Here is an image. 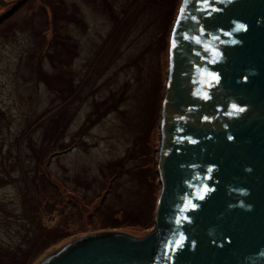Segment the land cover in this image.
Returning <instances> with one entry per match:
<instances>
[{
	"label": "rangeland",
	"instance_id": "rangeland-1",
	"mask_svg": "<svg viewBox=\"0 0 264 264\" xmlns=\"http://www.w3.org/2000/svg\"><path fill=\"white\" fill-rule=\"evenodd\" d=\"M6 1L20 5L0 24V264H38L111 226L149 232L181 0Z\"/></svg>",
	"mask_w": 264,
	"mask_h": 264
},
{
	"label": "water",
	"instance_id": "water-1",
	"mask_svg": "<svg viewBox=\"0 0 264 264\" xmlns=\"http://www.w3.org/2000/svg\"><path fill=\"white\" fill-rule=\"evenodd\" d=\"M159 124L152 229L38 264H264V0H181Z\"/></svg>",
	"mask_w": 264,
	"mask_h": 264
},
{
	"label": "trees",
	"instance_id": "trees-1",
	"mask_svg": "<svg viewBox=\"0 0 264 264\" xmlns=\"http://www.w3.org/2000/svg\"><path fill=\"white\" fill-rule=\"evenodd\" d=\"M152 1V0H151ZM174 0H172V2H173ZM19 5H20V3H17V5H14V6H12L11 8H9L5 13H4V15L2 16V18L0 19V24L2 23V24H5L9 19V17L11 16V15H13L15 12H17L18 10H19ZM39 8V7H38ZM108 8H109V6H108ZM56 9V7L55 8H51V9H49V13H50V15H48V17H49V20H50V23L52 24V23H54L55 22V20H56V18L54 17V13H53V11ZM171 21V20H170ZM170 21H169V23H170ZM48 57V56H47ZM49 58V57H48ZM49 60H50V58H49ZM43 77V76H42ZM43 80H44V83H45V85H46V87H48V89L50 90V91H53L54 93L56 92L55 91V89L56 88H60V86H53L54 85V82H52L51 80L52 79H49V78H47V77H44L43 78ZM60 90V89H59ZM58 91V90H57ZM57 93V92H56ZM116 101V100H115ZM114 101V102H115ZM111 111V110H110ZM106 112V111H105ZM100 113V111L98 110V108L95 106L94 107V109L92 110V113L90 114V116H88L87 117V119H86V122H85V124L87 125V126H89V127H91L92 125H93V123L94 122H96V121H98L99 119H101V116L100 115H98ZM91 116L93 117V116H95L93 119L91 118ZM51 122L52 123H54L53 125H56V121H54L53 119L51 120ZM51 122H46V129L48 128H50L51 127V125H52V123ZM44 124V123H43ZM52 125V126H53ZM52 131V135L54 134L53 132L55 131V128L54 127H52V128H50L49 129V133ZM44 133H45V131H44ZM49 138H51V137H49ZM118 228H120V227H112L111 226V228H110V230H112V229H118ZM151 228V226H147V225H145L144 227H143V229H144V231H146V233H143V234H140V235H137L138 237H142V236H144L145 234H147L148 232V230ZM134 234V233H133ZM134 235H136V234H134Z\"/></svg>",
	"mask_w": 264,
	"mask_h": 264
},
{
	"label": "flooded vegetation",
	"instance_id": "flooded-vegetation-1",
	"mask_svg": "<svg viewBox=\"0 0 264 264\" xmlns=\"http://www.w3.org/2000/svg\"><path fill=\"white\" fill-rule=\"evenodd\" d=\"M4 2L6 3V5L8 4V2L6 0H4ZM0 6V17L4 15V13L8 10H5L7 6Z\"/></svg>",
	"mask_w": 264,
	"mask_h": 264
},
{
	"label": "snow or ice",
	"instance_id": "snow-or-ice-1",
	"mask_svg": "<svg viewBox=\"0 0 264 264\" xmlns=\"http://www.w3.org/2000/svg\"><path fill=\"white\" fill-rule=\"evenodd\" d=\"M200 2L204 3V4H208L209 0H200ZM184 9H181V13H183ZM240 27H243L242 25ZM173 47H175V43L173 41ZM215 78V77H214ZM234 108H236V105H233ZM242 111V109H240Z\"/></svg>",
	"mask_w": 264,
	"mask_h": 264
}]
</instances>
